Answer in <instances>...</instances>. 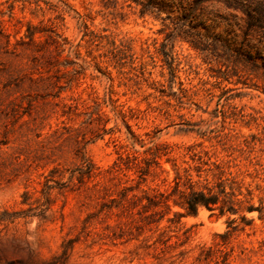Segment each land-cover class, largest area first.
Segmentation results:
<instances>
[{
  "label": "rangeland",
  "instance_id": "374dc122",
  "mask_svg": "<svg viewBox=\"0 0 264 264\" xmlns=\"http://www.w3.org/2000/svg\"><path fill=\"white\" fill-rule=\"evenodd\" d=\"M160 3L170 18L0 0V264H264V21L225 0ZM186 9L205 50L179 36ZM188 145L259 170L238 213L182 215L184 160L213 177Z\"/></svg>",
  "mask_w": 264,
  "mask_h": 264
},
{
  "label": "trees",
  "instance_id": "16d2710c",
  "mask_svg": "<svg viewBox=\"0 0 264 264\" xmlns=\"http://www.w3.org/2000/svg\"><path fill=\"white\" fill-rule=\"evenodd\" d=\"M132 1L140 6V16L152 15L162 20L171 17L170 13H167L165 17L161 15V13H163L166 9V6L161 4L160 0ZM225 1L230 6L234 4L236 6L240 5L241 7H243V10L247 16L248 28L253 26L261 27V24H263L264 2H258L252 8H250V5L244 6V2H242L241 0H233V2H230V0ZM191 14L192 9H186L185 12L181 15V18L180 16H178L179 22L177 23L178 26H181L182 28V34H180L179 36L188 41L190 45H192V47H194L195 49L205 50V43L200 36H197V38H192L189 31L183 30L185 29L186 25L191 26L190 22L186 24L188 19L192 17ZM116 47L117 46H114V48ZM167 56L169 58L171 57L169 68L171 74L174 76V67L172 66L174 58L171 55L166 54L165 62L168 61ZM100 98L101 97L96 95L94 101L99 102ZM108 99L111 102L115 101L111 96ZM103 100H105V97H103ZM114 109L117 110V113H120L123 116L124 123L127 125V122L124 118L126 117L124 103L114 105ZM224 134L226 135L227 133L225 132ZM242 143H244L245 147L250 146V142L247 141L246 138L243 139ZM150 149L153 150V155L155 158L159 157L161 155L160 153H162L160 152L161 150L158 145H154V147L152 146L150 147ZM233 149L245 151L244 147L235 148V146H233L231 150ZM186 150H189L193 155L198 156V160L200 162L208 165L207 168L199 166L201 168L200 170H209L213 172V177L208 176V174L202 176L197 173V178L195 179L193 177V174L189 172V169L192 165L189 164L187 160H184L188 166H181V168L184 170L185 178L187 179V181H189V183L183 184L182 189L179 188L182 199L176 202L184 209L182 215H194L197 213L200 206H204L209 210H214L217 207L219 208L220 214H225L226 211L229 213H238L241 209L240 205L243 203V201L249 202L248 200L253 194L252 183L254 181V177H260L258 172L259 170L255 166H253L251 169L249 165H246L242 162V159L240 157L234 155L233 151L225 150V148L224 150H222L224 151L223 153L221 151H218L216 155L211 152V148L201 147L197 149L196 145H188L186 147ZM184 153H182V155H184ZM188 155L191 156V154L189 153ZM214 156H216L217 158L214 159ZM179 166L180 165L177 164L176 168L179 169ZM247 177H250L251 180H246ZM177 179V176L173 177L168 182V184L171 185V182H173L178 188L179 181ZM255 185L260 187L257 183ZM243 189H245V192L243 191ZM238 195L243 196L244 199L239 198ZM259 200L260 202L264 201V193L259 196ZM236 204L239 205L238 208L235 207ZM244 209L251 211L254 208L252 205H249L245 206Z\"/></svg>",
  "mask_w": 264,
  "mask_h": 264
}]
</instances>
